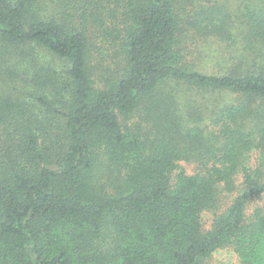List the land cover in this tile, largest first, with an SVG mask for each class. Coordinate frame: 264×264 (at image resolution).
Segmentation results:
<instances>
[{"label":"trees","instance_id":"16d2710c","mask_svg":"<svg viewBox=\"0 0 264 264\" xmlns=\"http://www.w3.org/2000/svg\"><path fill=\"white\" fill-rule=\"evenodd\" d=\"M262 196L264 0H0V264H264Z\"/></svg>","mask_w":264,"mask_h":264},{"label":"rangeland","instance_id":"374dc122","mask_svg":"<svg viewBox=\"0 0 264 264\" xmlns=\"http://www.w3.org/2000/svg\"><path fill=\"white\" fill-rule=\"evenodd\" d=\"M59 65L60 62L58 63ZM188 169L191 168V163L182 162ZM264 204V196L255 198L248 206L247 212H251L256 205ZM202 264H240L236 253L230 247H223L215 250L209 257L205 258Z\"/></svg>","mask_w":264,"mask_h":264}]
</instances>
